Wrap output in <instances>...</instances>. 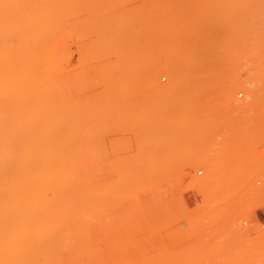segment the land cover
Segmentation results:
<instances>
[{
  "label": "rangeland",
  "instance_id": "rangeland-1",
  "mask_svg": "<svg viewBox=\"0 0 264 264\" xmlns=\"http://www.w3.org/2000/svg\"><path fill=\"white\" fill-rule=\"evenodd\" d=\"M5 1L0 264H264V0Z\"/></svg>",
  "mask_w": 264,
  "mask_h": 264
},
{
  "label": "bare ground",
  "instance_id": "bare-ground-1",
  "mask_svg": "<svg viewBox=\"0 0 264 264\" xmlns=\"http://www.w3.org/2000/svg\"><path fill=\"white\" fill-rule=\"evenodd\" d=\"M6 1L9 2L8 0H6ZM6 1H5V3H6ZM15 1H17V0H15ZM18 1H19V0H18ZM18 1H17V2H18ZM50 1H51V0H50ZM60 1H61V0H60ZM18 3H19V2H18ZM20 3H21V2H20ZM20 3H19V4H20ZM39 3H40V1H39ZM42 3H44V2L42 1ZM42 3H41V4H42ZM50 3H51V2H50ZM53 3H55V2H53ZM58 3H59V2H58ZM11 4L14 5V3H12V2H11ZM19 4H18V5H19ZM29 4H30V3H29ZM60 4H61V3H60ZM20 5H21V4H20ZM43 5H44V4H43ZM45 5H46V3H45ZM45 5H44V6H45ZM54 5L56 6L57 4H54ZM15 6H16V5H15ZM38 6H39V4H38ZM51 6H52V5H51ZM22 7H23V6H22ZM27 7H28V6H27ZM30 7H32V6L30 5ZM39 7H40V6H39ZM49 7H50V6H49ZM34 8H37V7H34ZM42 8H43V7H42ZM45 8H46V7H45ZM64 8H65V7H64ZM25 9H26V7H25ZM57 9L59 10V8H57ZM66 9H67V8H66ZM16 10H17V9H16ZM31 10H32V9L29 8V11H31ZM35 10H36V9H34V11H35ZM38 10H39V9H38ZM60 10H63V9H60ZM64 10H65V9H64ZM65 11H66V10H65ZM53 12H54V10H53ZM24 13H26V12H24ZM27 13H28V12H27ZM34 13H35V12H34ZM39 13H40V12H39ZM39 13H38V16H39ZM54 13H55V15H56V11H55ZM20 14H21V13H20ZM29 14H30V12H29ZM32 14H33V13L31 12V15H32ZM35 14H36V13H35ZM16 15H17V14H16ZM47 15H48V14H47ZM47 15H46V16H47ZM33 16H34V15H33ZM46 16H45V17H46ZM52 16H54V15H52ZM19 17H20V16H19ZM23 17H24V14H23ZM25 17H26V15H25ZM49 17H50V16H49ZM54 17H55V16H54ZM55 18H56V17H55ZM19 20L21 21L22 18L19 19ZM28 20H29V19H28ZM28 22H29V21H28ZM19 23H20V22H19ZM22 26H23V25H22ZM29 28H30V27H29ZM21 29H22V28H21ZM48 32H50V31H48ZM30 41H31V40H30ZM22 46H23V45H22ZM21 48H22V47H21ZM34 50H35V48H34ZM34 50H33V51H34ZM30 52H32V51H30ZM28 54H29V53H28ZM31 54H34V53H31ZM20 55H24V54H21V53H20ZM26 55H27V54H26ZM26 55H24V56H26ZM34 56H35V55H34ZM34 56H33V58H34ZM26 57H27V56H26ZM26 57H25V59H26ZM29 57H30V56H29ZM21 58L24 59L23 56H21ZM31 58H32V57H30V59H31ZM25 59H24V60H25ZM28 59H29V58H28ZM28 59H27V60H28ZM27 60H26V61H27ZM15 61H16V60H15ZM22 61H23V60H22ZM29 61H30V60H29ZM24 62H25V61H24ZM16 63H18V62H16ZM24 65H25V63H24ZM29 65H30V64H29ZM26 67H27V66H26ZM26 69H27V68H26ZM26 69H25V70H26ZM28 71H31V69L28 70ZM28 74H30V73H28ZM18 76H19V74H18ZM27 76H28V75H27ZM21 77H22V76H21ZM28 77H30V76H28ZM22 78H23V77H22ZM24 79H25L26 82L28 83V80H27L26 78H24ZM30 79H32V78H30ZM30 79H29V80H30ZM25 80H24V81H25ZM30 81H32V80H30ZM27 83H26V85H27ZM29 83L31 84V82H29ZM42 86H43V85H42ZM46 87H47V86H46ZM41 88H42V87H41ZM47 91H48V89H47ZM83 96H84V95H83ZM85 96H86V95H85ZM109 115H110V114H109ZM124 115H125V114H124ZM121 117H122V116H121ZM118 118H119V116H118ZM54 122H55V120H54ZM55 125H56V124H55ZM49 130H50V129H49ZM51 130H52V129H51ZM55 130H56V129H55ZM182 131H183V130H182ZM198 132H199V131H198ZM198 132H197V133H198ZM49 133H50V131H49ZM189 133H190V131H189ZM199 135L201 136V134H199ZM190 136H191V135H190ZM190 136H189V138H190ZM197 137H198V135H197ZM201 137H202V136H201ZM199 138H200V137H199ZM192 139H193V138H192ZM211 139H213V138H211ZM181 141H182V140H181ZM0 142H2V141H0ZM4 143H6V142H4ZM4 143H3V144H4ZM8 143H9V142H8ZM20 143H21V142H20ZM28 143H29V142H28ZM42 143H43V142H42ZM179 143H180V142H179ZM188 143H189V142H188ZM196 143H197V142H196ZM1 144H2V143H1ZM39 144H40V143H39ZM39 144L36 143V145H35V144H31V142H30V144H29L30 147H26V149H20V147H22V146H23V147L26 146V145H21V146L19 147V149L17 148V149H18V154H20L19 156H18V154H17V151H15L16 154H17V156H18V157H17V156H16V157H17L18 159H21V160H17V158H16V160L13 161L14 163L18 164V165H17V166H18V168H17L18 170H19V168H22V169L24 168V167H23V164H24V163H25V164L28 163L29 167H26V165H27V164H26V165H25L26 168H24V169H27V168H28L29 170L32 171V169H30V168H32V166H34V165H36V163H38V162H36L37 159L39 158L38 156H41V157H43V158H45V156H46V159H43V158L40 157L39 159H41V160H38V161H40V162H41V161H44V163H45V164L43 165V170H42V167H40L42 173H41L40 170H38V168H35L36 166L34 167L35 169L32 171V173H35L36 175L34 174L35 176H33V174L31 173V178H32V179H33L34 177L36 178V179H33V180L36 181V185H35V184H34L33 186L29 185V184H30V183H29L30 181L33 182V180H30V179H31V178H30V172H31V171H30V172L28 171V175H26V173L20 175V172H17L18 175H14V174H16V172L13 171L14 167H13L12 169H10L9 171L6 170V171H8V173H10L11 170L13 171V172L11 171V173H13V174H11V175H13V176H11V178L8 176L9 179H10V180L8 179L9 182H8L7 179H4V178H3V177H5V176H2V174H4V173H2V172L0 173V175L2 176L1 178L4 179V182H5V183H4V182H3V183H2V182L0 183V186H1V184H2V187H0L1 189L4 188L5 186H6V188H8V185H9V184H10L9 187H10V186H13V187H12V191H8V193L5 192V195H3V190H4V189H3L2 191H0V240L2 239V236H3L4 231H5V229H4L5 221L8 220V221L11 222V221L14 220L13 218H15V214L18 213V212H15V210L17 211V209H18L17 206H18L19 204H22V203L24 202V204L27 203V204H29L30 206H32V205H34V204H35L36 206H37V205L40 206L41 203L38 202V201H41V202H43L42 205H43V204L46 205L45 202H46L47 200L43 201V199H42V197L45 198L46 195L44 194V196H43L42 193H41V194H37V193H40V192H44V193H46L45 191H46V189H47V187H48V185H49V184H48L49 181H47V180L49 179L50 176H45V175H46V173H48V172H47V171H48V168H47V167H48V165H49V164H48V161H49V158H48V157H49V156L47 157V155L51 154L52 152H51V153H48V152H50V150H49V144H48V146L42 144L41 147L39 146ZM131 144H132V143H131ZM216 144H217V143H216ZM218 144H219V143H218ZM6 145H7V143H6ZM6 145H5V146H6ZM8 145H10V143H9ZM11 145H12V144H11ZM11 145H10V146H11ZM13 145H14V144H13ZM37 145H38L39 147H38ZM174 145H175V144H174ZM183 145H184V144H183ZM210 145H211V144H210ZM5 146L2 147V148L0 147V150L4 149L3 151H5V149H6V147H7V146H6V147H5ZM16 146H17V145H16ZM42 146H43V147H42ZM44 146H45V147H44ZM180 146H182V145H180ZM192 146H193V145H192ZM214 146H215V145H214ZM11 147H12V146H11ZM11 147H10V148L8 147V148L10 149V151H11ZM170 148H171V147H170ZM211 148H212V147H211ZM214 148H215V147H214ZM220 148H221V147H220ZM17 149H16V150H17ZM183 149H184V148H183ZM22 150H24V151L21 152ZM206 150H207V149H206ZM209 150H210V149H209ZM218 150H219V149H218ZM12 151L14 152V150H12ZM12 151H11V152H12ZM47 151H48V152H47ZM149 151H150V150H149ZM161 151H162V150H161ZM19 152H20V153H19ZM153 152H154V151H153ZM3 153H4V152H3ZM148 153H149V152H148ZM219 153H220V152H219ZM1 154H2V152H1ZM4 154H5V153H4ZM8 154H9V151H8ZM21 154H22V156H21ZM151 154H152V152H151ZM160 154H161V153H160ZM196 154H197V153H196ZM209 154H210V153H209ZM37 155H38V156H37ZM44 155H45V156H44ZM54 155H55V154H54ZM143 155H144V154H143ZM143 155H142V156H143ZM51 156H52V155H51ZM51 156H50V157H51ZM139 156H140V155H139ZM146 156H147V155H146ZM166 156H167V155H166ZM175 156H176V155L174 154V157H175ZM23 157H24V158H23ZM36 157H37V159H36ZM52 157H53V156H52ZM52 157H51V158H52ZM181 157H182V156H181ZM1 158H2V157H1ZM4 158H6V157H4ZM10 158H11V159H15L14 157H9V159H10ZM51 158H50V160H51ZM135 158H136V157H135ZM157 158H158V157H157ZM161 158H162V157H161ZM170 158H171V157H170ZM182 158H183V157H182ZM216 158H218V157H216ZM11 159H10V160H11ZM27 159H28V160H27ZM53 159H55V158H53ZM53 159H52L51 161H53ZM138 159H141V158H138ZM138 159H137V160H138ZM167 159H168V158H167ZM7 160H8V158H7ZM10 160H9L10 165H13V164H11L12 162H11ZM25 160H26L27 162H26ZM33 160H34V161H33ZM47 160H48V161H47ZM0 161L2 162L1 159H0ZM4 161H5V160H4ZM4 161H3V162H4ZM15 161H16V162H15ZM17 161H19V162L17 163ZM45 161H46V162H45ZM54 161H55V160H54ZM121 161H122V160H121ZM131 161H132V160H131ZM212 161H213V160H212ZM215 161H216V160H215ZM6 162H7V161H6ZM30 162H31L32 164H31ZM129 162H130V161H129ZM137 162H138V161H137ZM20 163H22V164H20ZM49 163H50V161H49ZM131 163H132V162H131ZM159 163H160V162H159ZM6 164H7V163H6ZM30 164H31L32 166H31ZM33 164H34V165H33ZM47 164H48V165H47ZM126 164H127V163H126ZM212 164H213V163H212ZM216 164H217V163H216ZM0 165H1V164H0ZM10 165H9V166H10ZM21 165H22V166H21ZM46 165H47V166H46ZM50 165H51V163H50ZM52 165H53V164H52ZM129 165H130V164H129ZM156 165H157V164H156ZM214 165H215V164H214ZM3 166H4V165H3ZM5 166H6V165H5ZM5 166H4V167H5ZM7 166H8V165H7ZM14 166H15V164H14ZM17 166H15V167H17ZM30 166H31V167H30ZM37 166H38V164H37ZM44 166H45V168H44ZM54 166H55V164H54ZM125 166H126V165H125ZM145 166H146V165H145ZM150 166H151V165H150ZM11 167H12V166H11ZM131 167H133V166H131ZM147 167H148V166H147ZM213 167H214V166H213ZM215 167H216V166H215ZM6 168H7V167H6ZM6 168H5V169H6ZM8 168H9V167H8ZM134 168H135V167H134ZM155 168H156V167H155ZM5 169L3 170V172H5ZM22 169H20V170H22ZM24 169H23V170H24ZM36 169H37V170H36ZM49 169H51L50 166H49ZM122 169H123V168H122ZM0 170H1V169H0ZM23 170H22V171H23ZM46 170H47V171H46ZM53 170H54V169H53ZM53 170H51V171H53ZM127 170H128V169H127ZM129 170H130V167H129ZM135 170H136V169H135ZM135 170H134V173H135ZM140 170H141V169H140ZM151 170H152V169H151ZM34 171H36V172H38V173H36V172H34ZM43 171H44V172H43ZM45 171H46V172H45ZM122 171H123V170H122ZM122 171H121V172H122ZM148 171H150V170L148 169ZM216 171H217V170H216ZM14 172H15V173H14ZM39 172H40V173H39ZM123 172L125 173L126 171H123ZM6 173H7V172H6ZM21 173H22V172H21ZM23 173H24V172H23ZM124 173H123V174H124ZM41 174H43V176H42ZM52 174H53V172H52ZM123 174H122V175H123ZM128 174H129V173H128ZM136 174H137V173H136ZM9 175H10V174H9ZM19 175H20V177H22V178L18 177ZM37 175H38V176H37ZM39 175H40V177H39ZM47 175H49V174H47ZM133 175H134V174H133ZM15 176H16V179L14 178ZM23 176H24V177H23ZM26 176L29 177V181L26 180ZM32 176H33V177H32ZM52 176H53V175H52ZM131 176H132V175H131ZM131 176H130V177H131ZM8 177H7V178H8ZM43 177H44V178H43ZM126 177H129V175L126 176ZM1 178H0V179H1ZM5 178H6V177H5ZM24 178H25V179H24ZM37 178H39L40 180H38ZM41 178H43V179H41ZM46 178H47V180H46ZM18 179H19L20 181H19ZM21 179H22V180H21ZM124 179H125V178H124ZM129 179H130V178H128V180H129ZM5 180H6V181H5ZM14 180H17V181L15 182ZM25 180H26V181H25ZM41 180H42V182H38V181H41ZM45 180H46V182H47L48 185L46 184ZM118 180L122 181L121 179H118ZM1 181H2V180H1ZM21 181H24V183L26 182L24 185L22 184V187L18 185V183H22ZM135 181H136V180H135ZM6 182L9 183V184H8V185H5V184H7ZM10 182H12V183H10ZM13 182H15L16 185H15V183H13ZM44 182H45V183H44ZM116 182H117V181H116ZM40 183H41V185H42L43 187L40 186V185L38 186V184H40ZM42 183H44V184H42ZM127 183H128V182H127ZM132 183H133V182H132ZM11 184H12V185H11ZM27 184H28V185H27ZM128 184H129V183H128ZM44 185H45V186L47 185V186L45 187ZM3 186H4V187H3ZM26 186H28L27 188H30L31 191H30V189H26V188H25ZM30 186H31V187H30ZM34 186H36V188H34ZM86 186H87V185H86ZM124 186H125V185H124ZM16 187L21 188V189L15 190ZM37 187H38V188H37ZM39 187H40V188H39ZM121 187H122V185H121ZM13 188H14V189H13ZM23 188H25V189H23ZM32 188H34V189H36V190H32ZM43 188H45V189H43ZM9 189H10V188H9ZM16 189H17V188H16ZM86 189H87V187H86ZM14 190H15V191H14ZM19 190H20V191H19ZM37 190H39V191H37ZM40 190H42V191H40ZM43 190H45V191H43ZM94 190H95V189H94ZM4 191H5V190H4ZM33 191H34V192H33ZM85 191H86V190H85ZM9 192H10V193H9ZM12 192H13V193H12ZM95 193H96V192H95ZM85 194H86V193H85ZM20 195H23V196H22V197H24L23 201L20 199ZM39 195L42 196V197H39ZM35 196H36V197L38 196L37 198H40V199H37ZM95 196H96V195H95ZM100 200H101V199H100ZM21 201H22V202H21ZM94 201H95V200H94ZM37 203H38V204H37ZM39 203H40V204H39ZM47 203H48V201H47ZM81 203H82V202H81ZM106 203H107V202H106ZM6 205H7V207H9L8 205H11V207L7 208V209L10 210V211H9L10 213L8 212L9 215H8L7 213L5 214L7 218L5 217L4 212H3V211H4V208H5ZM46 206H48V205H46ZM88 206H89V205H88ZM13 207H14V209H12V211L14 210V212H12L11 209H10V208H13ZM15 207H16V209H15ZM23 207H24V206H23ZM34 207H35V206H34ZM44 207H45V206H44ZM86 207H87V206H86ZM37 208H38V207H37ZM92 208H94V207H92ZM20 209H21V207H20ZM40 209H41V208H40ZM90 209H91V208H90ZM101 212H102V210H101ZM31 216H32V215H31Z\"/></svg>",
  "mask_w": 264,
  "mask_h": 264
}]
</instances>
